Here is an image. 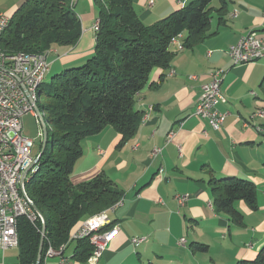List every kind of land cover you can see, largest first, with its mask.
Returning <instances> with one entry per match:
<instances>
[{"label":"crops","instance_id":"0c3cea01","mask_svg":"<svg viewBox=\"0 0 264 264\" xmlns=\"http://www.w3.org/2000/svg\"><path fill=\"white\" fill-rule=\"evenodd\" d=\"M22 1L13 0L0 14L10 17ZM70 1L82 24L80 40L51 50L48 63L73 66L92 53L96 6L93 0ZM148 1L132 0L145 24L190 0H153L151 6ZM224 1L211 2L207 36L192 47L183 46L168 68L151 71L136 96L142 116L133 137L119 144L120 135L106 125L82 140L83 154L74 165L71 181L104 175L121 193V204L107 210L118 233L95 264H235L253 258L264 244V56L233 64L227 54L228 46L249 31L264 35V0ZM183 38L184 32L182 45ZM217 68L225 70L218 108L228 115L223 126L213 131L194 110L202 84ZM155 148L160 151L152 155ZM212 176L255 183L256 208L237 202L243 213L241 225L214 210ZM184 192L189 198L180 207L175 195ZM134 236L145 239L135 244ZM180 238H185L184 244ZM191 242L206 244L207 250L192 251ZM75 245L76 241L70 242L62 252L66 264H91L73 257ZM17 253L0 249V264H19ZM59 259L48 257L44 264H58Z\"/></svg>","mask_w":264,"mask_h":264},{"label":"trees","instance_id":"16d2710c","mask_svg":"<svg viewBox=\"0 0 264 264\" xmlns=\"http://www.w3.org/2000/svg\"><path fill=\"white\" fill-rule=\"evenodd\" d=\"M93 2L98 25L92 53L82 65L67 66L38 88L37 107L47 123V143L25 188L43 222L17 218L19 264H35L43 225L39 264H44L48 243L53 248L68 245L86 217L121 199L113 181L104 175L80 183L71 181L74 165L83 154L82 140L106 125L120 135L119 144L133 137L142 116L136 96L154 68L170 66L179 51L171 39L184 32L183 46L192 47L208 35L212 0H190L152 24L140 20L132 0ZM81 33L80 18L70 0H23L10 15L0 47L8 54L45 53L52 46L76 45ZM209 183L214 210L226 214L232 224L243 223L238 201L256 208L253 181L212 176ZM75 241L73 257L86 261L91 244L87 238ZM190 247L192 251L207 250L199 242H191ZM235 264H264V244L253 258Z\"/></svg>","mask_w":264,"mask_h":264},{"label":"built area","instance_id":"2783aa9c","mask_svg":"<svg viewBox=\"0 0 264 264\" xmlns=\"http://www.w3.org/2000/svg\"><path fill=\"white\" fill-rule=\"evenodd\" d=\"M73 5V2L70 1ZM153 0L148 1L151 6ZM234 14L236 12H233ZM10 17L0 14V36L7 26ZM98 23L93 24V29ZM264 35L257 30H251L233 45L228 46L227 54L233 64L254 62L264 56ZM182 32L171 39V43L179 50L183 48L180 41ZM45 53L16 52L8 54L0 47V249L18 247L17 218L26 216L31 222L42 217L33 209L32 200L28 196L25 183L35 172L39 159V152L32 156L35 145L34 139L23 134L22 117L31 113L40 122L35 107L39 101L38 88L47 73L49 63ZM225 70L221 68L210 72L209 80L202 84L201 94L196 102L194 113L204 119L213 131L219 130L228 115V112L218 108L223 99L221 82ZM195 78V75H190ZM25 87V89H24ZM41 112V111H40ZM43 118L44 113L41 112ZM45 119V118H44ZM144 120V118L142 119ZM160 151L155 148L152 155ZM35 164L32 165V163ZM27 171V172H26ZM161 171V170H160ZM26 174L24 175V173ZM29 172H31L29 174ZM178 206H183L189 198V193L175 195ZM121 204V199L107 210L114 209ZM107 210L86 217L69 240L75 241L87 238L91 244V252L87 262L95 264L101 257L109 243L116 237L118 226L113 224ZM145 237L134 236L133 243H140ZM185 238L179 243L184 244ZM66 243L53 248L50 243L44 254V260L52 256H60L58 264H66L62 252Z\"/></svg>","mask_w":264,"mask_h":264},{"label":"rangeland","instance_id":"374dc122","mask_svg":"<svg viewBox=\"0 0 264 264\" xmlns=\"http://www.w3.org/2000/svg\"><path fill=\"white\" fill-rule=\"evenodd\" d=\"M12 2H13V0H0V11L5 13L7 11V8L9 6H11ZM78 11H79V8H78ZM85 25H88V23H85ZM94 35L95 34L93 33V35H92L93 40H94L93 44L95 45ZM56 47H58V46H52V49H54ZM49 56H51V55H49ZM49 56H48V59L50 60L51 57H49ZM85 60L86 59H84L82 62H79V63L74 64V65H78V66L82 65V63H84ZM49 64H50L49 69H48L47 73L45 74V77L43 79V83L48 82L54 74L61 73L64 69L67 68V66H60L57 62H54V61H50ZM22 127H23V134L26 137L34 139L35 145H34L31 153H32V156H35L41 150L40 149L41 142H42L41 124L34 115H32L31 113H26L22 117ZM30 173L31 172H29V174ZM12 249L14 250V252L18 251L17 247H13V248H11V250Z\"/></svg>","mask_w":264,"mask_h":264},{"label":"water","instance_id":"95a60500","mask_svg":"<svg viewBox=\"0 0 264 264\" xmlns=\"http://www.w3.org/2000/svg\"><path fill=\"white\" fill-rule=\"evenodd\" d=\"M24 89H25V87H24ZM35 111H36V114H37V116H38V118L40 120V124H41V127H42L41 150H40L39 155L37 157L38 159H40V157H41V155H42V153L44 151V148L46 146V143H47V123H46L45 119L43 118V116H42V114H41V112H40V110L38 109L37 106L35 107ZM34 164H35V162H33L30 167H32ZM26 172L24 173V175L26 174ZM32 207L41 216L40 212L38 211V209L36 208V206L34 204H32ZM44 231H45V227L43 225L42 226V230H41V239H40V244H39V250H38V254H37V258H36L35 264H39L40 263L41 253H42V245H43V239H44Z\"/></svg>","mask_w":264,"mask_h":264}]
</instances>
